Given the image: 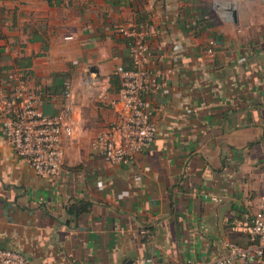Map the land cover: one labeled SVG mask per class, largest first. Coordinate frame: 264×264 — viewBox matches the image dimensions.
<instances>
[{"label":"crops","instance_id":"0c3cea01","mask_svg":"<svg viewBox=\"0 0 264 264\" xmlns=\"http://www.w3.org/2000/svg\"><path fill=\"white\" fill-rule=\"evenodd\" d=\"M121 26L145 36L151 69L163 73L148 95L156 138L127 165L92 148L119 116L117 68L131 66ZM20 77L50 115L71 86L74 133L58 175L44 177L0 116V246L33 264H215L227 242L256 247L264 0H0V89L11 93ZM235 264H264V253Z\"/></svg>","mask_w":264,"mask_h":264},{"label":"built area","instance_id":"2783aa9c","mask_svg":"<svg viewBox=\"0 0 264 264\" xmlns=\"http://www.w3.org/2000/svg\"><path fill=\"white\" fill-rule=\"evenodd\" d=\"M121 34L129 39L131 66H118L121 79L118 104L119 116L92 141L109 164L127 165L139 153L150 148L156 138L155 112L148 95L160 88L162 71L151 69L153 50L143 35L121 26ZM214 42L209 52L214 53ZM171 70L165 72L166 76ZM13 91L0 89V116L7 139L21 158L27 160L41 176L58 175L64 160L65 141L74 133L76 101L71 86L63 91L64 103L57 114H45L41 98L30 92L25 78H18ZM220 201V198H212ZM250 239L254 248H243L227 242V252L215 264H235L264 253V195L252 217ZM0 264H33L23 253L0 246ZM129 264H156L152 256L141 257ZM185 264H200L189 259Z\"/></svg>","mask_w":264,"mask_h":264},{"label":"water","instance_id":"95a60500","mask_svg":"<svg viewBox=\"0 0 264 264\" xmlns=\"http://www.w3.org/2000/svg\"><path fill=\"white\" fill-rule=\"evenodd\" d=\"M230 207H231V202H228L226 205H224L220 209V219H221L222 227H224L223 222H224L226 213L230 209Z\"/></svg>","mask_w":264,"mask_h":264},{"label":"trees","instance_id":"16d2710c","mask_svg":"<svg viewBox=\"0 0 264 264\" xmlns=\"http://www.w3.org/2000/svg\"><path fill=\"white\" fill-rule=\"evenodd\" d=\"M49 1H50V3H51L52 0H49ZM23 78H24V77H23Z\"/></svg>","mask_w":264,"mask_h":264}]
</instances>
